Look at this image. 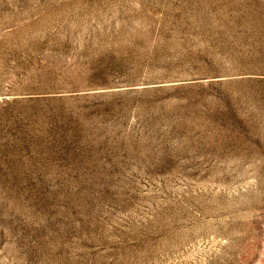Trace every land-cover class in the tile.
I'll return each instance as SVG.
<instances>
[{
	"label": "rangeland",
	"instance_id": "rangeland-1",
	"mask_svg": "<svg viewBox=\"0 0 264 264\" xmlns=\"http://www.w3.org/2000/svg\"><path fill=\"white\" fill-rule=\"evenodd\" d=\"M0 264H264V0H0Z\"/></svg>",
	"mask_w": 264,
	"mask_h": 264
}]
</instances>
